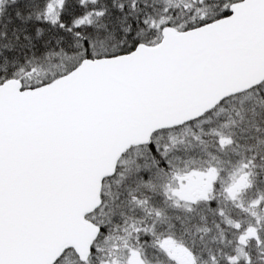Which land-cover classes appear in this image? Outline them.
<instances>
[{
	"label": "snow or ice",
	"instance_id": "obj_1",
	"mask_svg": "<svg viewBox=\"0 0 264 264\" xmlns=\"http://www.w3.org/2000/svg\"><path fill=\"white\" fill-rule=\"evenodd\" d=\"M0 264H264V0H0Z\"/></svg>",
	"mask_w": 264,
	"mask_h": 264
}]
</instances>
